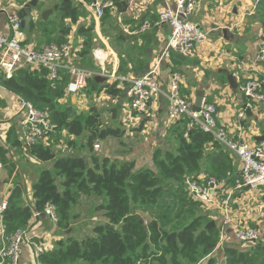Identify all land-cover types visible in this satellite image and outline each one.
<instances>
[{
  "label": "crops",
  "instance_id": "1",
  "mask_svg": "<svg viewBox=\"0 0 264 264\" xmlns=\"http://www.w3.org/2000/svg\"><path fill=\"white\" fill-rule=\"evenodd\" d=\"M29 1L0 0L1 35L10 34L7 16L17 15L22 18L20 10ZM63 1L40 0L38 12L54 6H59L60 9ZM70 1L73 5L80 3L75 22H72L69 17L61 18L59 10L54 12L46 22L56 24L55 32H59L62 28L69 29L67 46L75 53L72 64L79 67L84 61L92 64L91 52L88 49L91 45L92 33L104 50L99 49L96 52L102 54L105 58V67H109V71L116 76L131 78L143 76L155 65L164 51L169 40L170 29L166 25L158 24L157 14L166 6L172 7L173 0H121L122 8L119 13L122 16L115 17L110 26L112 40H107L103 36L102 26L89 9V2ZM259 1L199 0L191 21L208 33V39L195 45L192 57L176 52L171 53L170 58L164 60L159 69V83L162 91L169 89L170 74L174 71L178 72L181 76V96L193 106L197 100V92L203 91L205 94L203 101L212 103L217 108V125L225 129L231 140L249 144L264 143L261 141V138H264V103L256 108H249L246 99L239 92L241 84L249 78L255 76L264 78V61L257 60L264 43V11L257 8ZM112 5V10H118L113 3ZM44 23L37 16L32 19L28 28L23 29L25 46L40 49L48 44L47 33H50V30L43 27ZM144 24L148 27L142 30ZM91 28L92 31L89 32ZM44 30L48 31L44 33ZM49 36L51 38L54 35ZM85 52H87L85 57L80 55ZM95 61L97 62L93 65L96 67L92 70H98L101 65L99 57H96ZM224 71L235 77L238 85L236 90L230 87L223 74ZM89 84V82L86 83L84 93L79 96L66 95L65 100H71L72 103H79L77 100H82L83 105L86 100H112L114 108L111 110V116H116L115 120L111 118L112 121L117 122L118 129L130 127L126 136L129 137L128 140L130 139L129 146L117 153L112 150L116 155L114 158L110 157L108 151L103 157L112 158L111 160L118 164L133 162L137 169H143L153 168V157L156 153L164 157L166 153L175 152L176 134L182 130V120L172 123L167 119V102L163 97L154 98L147 113L139 116L129 113L128 99L123 90L116 97L109 96L105 91L88 94ZM97 84L103 86L112 83L107 80L106 83L97 82ZM16 99L17 96L0 87V135L3 128L11 129L15 122L18 125L19 119L15 118L11 111L12 106L16 105ZM13 129L19 138L18 127ZM123 130L120 135L125 138ZM129 132L134 139L129 136ZM118 141L119 146L120 143H124L122 140ZM13 150L0 139V162L2 163L3 158L8 157L9 152ZM222 150L228 155L232 165L227 178L215 179L205 173L207 160L219 152L212 147L207 148L203 159L205 166L194 177L201 184H213L210 185V188H213L212 202L205 206L206 213H204L209 219V224H213L211 228L220 232L222 224L225 223L224 237L222 240L218 238L217 246L207 260L212 259L213 264H227L228 256L234 254V256L246 255L253 263L264 264V190L238 189L235 180L241 163L236 156ZM28 157L34 159L29 154ZM43 164V166L48 165L42 170L52 172V163ZM37 168L40 169V166ZM37 168L34 170L36 177L29 185L16 180L13 174L1 171L0 200L7 201L13 187L18 183L23 188L21 204L31 205L32 186L42 171H38ZM1 226L0 221V246L3 241ZM238 229L257 231L261 235L260 240L256 243H241L235 237ZM23 231L30 239V244L22 245L19 264H38L35 255L36 247H47V251L58 249L56 243L61 240L56 241V239L61 231L47 216L41 215L39 218L31 219Z\"/></svg>",
  "mask_w": 264,
  "mask_h": 264
},
{
  "label": "trees",
  "instance_id": "2",
  "mask_svg": "<svg viewBox=\"0 0 264 264\" xmlns=\"http://www.w3.org/2000/svg\"><path fill=\"white\" fill-rule=\"evenodd\" d=\"M107 1L119 10L122 8L121 0ZM262 4L264 0L259 1V5ZM79 6L80 3L73 5L70 0H64L59 16L75 22ZM55 26L51 22L43 24L50 30L48 44L68 45L69 29L55 32ZM49 35L54 36L50 38ZM80 55L85 57L87 52ZM60 77L58 81H50L43 68L18 69L8 79L0 73V87L38 110H49L50 120L56 126L51 137L62 133L72 138L84 136L90 156L88 160L78 156L57 157L49 141L48 146H30L27 153L40 163H52V172L40 171L32 186L31 205L20 202L22 186L17 183L13 187L2 213L4 236L11 237L22 231L35 213L43 215L47 208L54 209L57 228L66 229L69 210L82 194L101 200L99 210L105 223L94 226L93 236L82 241L57 242L58 249L39 256L38 264H213V260L207 258L217 246L219 231L211 227L206 229L209 219L204 215L205 205L188 192L184 180L201 172L208 147L219 152L209 157L205 173L215 179L227 178L232 169L228 155L210 134L199 129H192L184 136L189 123L185 117L181 119L182 130L176 134L175 152L166 153L164 157L156 153L153 168L137 169L133 162L118 164L107 157L100 159L94 154V142L118 139L120 131L103 126L101 113L95 107L86 113L79 111L77 114L73 109L68 112L69 107L64 103L70 77L66 71L61 72ZM88 82V94L105 91L116 97L122 91L117 83L101 86L95 78ZM5 143L23 151L24 146L13 128L7 132ZM56 179L60 180V187L56 185ZM136 211L152 216V220L140 224ZM226 262L256 264L246 255L234 254H230Z\"/></svg>",
  "mask_w": 264,
  "mask_h": 264
},
{
  "label": "built area",
  "instance_id": "3",
  "mask_svg": "<svg viewBox=\"0 0 264 264\" xmlns=\"http://www.w3.org/2000/svg\"><path fill=\"white\" fill-rule=\"evenodd\" d=\"M199 0H173L172 7H164L157 14V21L160 25H166L170 29L169 40L155 65L143 76L131 78L127 76H116L106 70L105 58L98 53L101 65L98 70L85 69L72 64L75 53L69 46H58L48 44L40 49L30 48L23 44L24 32L21 21L17 15L7 16V25L10 34L4 36L0 34V73L8 79L12 74L22 68H43L48 73L50 81L61 79L60 73L66 71L70 77L66 86V93L69 96H79L85 89L87 80L96 77L105 78L106 81L117 83L122 88L128 99V111L130 114L144 116L149 105L157 96L163 97L167 102V119L176 123L187 117L189 123L187 132L192 129H199L201 132L210 134L216 144L226 152L236 156L241 163L239 174L235 180L238 189L247 188L252 191L264 190V143L249 144L245 142L233 141L228 137L224 128L217 125L218 112L214 104L203 101L198 113L192 110V104L185 100L180 93L181 76L174 71L170 74V84L167 91H162L159 83V69L164 60L170 58L171 53L176 52L187 57H192L194 47L208 39V33L200 29L191 21ZM113 5L107 0H90L89 9L96 20L103 17L104 10ZM148 27L144 24L142 30ZM258 61H264V43L259 51ZM240 94L246 99L249 108H256L264 103V78L255 76L244 81L239 87ZM13 116L18 118L19 140L24 146V150L30 146H48L50 137L55 133L56 126L50 120L48 109L38 110L30 103L17 97L16 105L12 106ZM78 114V111H77ZM8 128L1 131V141H6ZM5 136V137H4ZM4 137V138H2ZM3 165L0 162V172ZM184 185L188 192L203 205L211 204L212 189L211 183L205 187L197 179L187 177ZM6 201L0 200V221L2 213L6 209ZM43 215L51 221L56 222V215L53 208H47ZM41 214L35 213L33 218H39ZM0 246V264H19L22 245L30 244L25 232L18 231L13 236H4ZM225 223L222 224L219 232L220 240L224 237ZM236 239L241 243H256L261 235L251 229H238L235 232ZM47 247H36L37 258L48 252Z\"/></svg>",
  "mask_w": 264,
  "mask_h": 264
},
{
  "label": "rangeland",
  "instance_id": "4",
  "mask_svg": "<svg viewBox=\"0 0 264 264\" xmlns=\"http://www.w3.org/2000/svg\"><path fill=\"white\" fill-rule=\"evenodd\" d=\"M263 6L264 4H262L261 6L257 5V8L262 9ZM105 10H104V14L102 17L103 19L100 18L99 22H100V25L102 26L103 36H105V39L110 40L112 37L111 35L112 31H111L110 26L112 25L115 17L119 18L120 16H122V14L119 13L120 11L119 9L116 11L112 10L111 8H108ZM116 34H119V33H116ZM93 35H94L93 33L90 35L92 38V41H91V45L88 47V49L91 52L90 57L92 60V64L88 61H84L83 64H80L81 65L80 67L85 68V69H90V70L96 67L95 65H93V63L95 64V62H97L95 61L96 56L94 57V55L97 53L96 51L99 49L101 51H104L99 44V40L96 41L95 36ZM77 101L79 103L77 102L72 103L71 100H65L64 104L67 107H69L70 110L73 109L75 110V112L77 111L79 112L82 110L81 112H85V113L91 107H95L96 110H98V112L101 113V123L103 126L105 127L111 126L113 128H117L118 126L117 122L112 121V119L115 120L116 116L114 117L111 116L112 114L111 110L112 108H114V104L112 103V100H95V101L86 100V102L84 103L85 107H83L84 105L83 103H81L82 100H77ZM16 126L18 127L17 122H15V125H13V128H16ZM129 129H130L129 126L123 127V128L121 127V129H118L120 132L121 130H123L125 138L120 136L118 139L112 140L108 138L103 141H95L94 147H93L94 154H96V156L102 159L104 154H106V152L108 151L110 157L114 158V156H116L113 154L114 151L116 153L121 152L122 150H125L123 148H127V146H129L128 144H129L130 139L128 140L129 137L128 138L126 137ZM129 136L133 138V135L130 134V132H129ZM118 140H122L124 142V143H120L122 146L117 145L119 142ZM85 143H86V137L82 136L79 138H72L66 135L65 133H63V135L60 134L58 137L56 136L55 138L50 137V140H49V145L51 149L53 150V152H55L57 157L78 156V157H84L86 160H88L90 156L85 147ZM8 155H9L8 157L3 158V162H2L3 170L7 173H10L16 176L15 177L16 180L24 182V183L26 182L28 183V185L36 177L34 170L38 166H40V169L37 168V170L40 171L48 165L46 164V166H43L44 165L43 163H38V161L32 158L30 159L27 154V149L24 150V147H23V151L21 150L20 152L14 149L12 152H9ZM191 178L194 179V177L192 176ZM56 185L60 187L59 179H56ZM201 185L205 187L206 184L203 183ZM100 204H101V200L99 198H96L95 196L85 197V195H82V194L77 196L76 202L69 210L68 227L64 230H60L61 232L57 236L56 241L61 240L63 243L64 242L66 243L68 239L82 241L83 239L87 237H92L93 236L92 230L94 226L105 223V220L102 218V212L101 210H99ZM135 216H137L139 218V221H142V223L144 224H147L149 221L152 220V216L145 214L141 211L140 212L136 211ZM52 223L56 225V222L52 221ZM80 264H83V263H80Z\"/></svg>",
  "mask_w": 264,
  "mask_h": 264
},
{
  "label": "water",
  "instance_id": "5",
  "mask_svg": "<svg viewBox=\"0 0 264 264\" xmlns=\"http://www.w3.org/2000/svg\"><path fill=\"white\" fill-rule=\"evenodd\" d=\"M40 0H30L29 2H27L26 4H24L20 10L21 12V16L22 18H19L21 21V27L22 29H26L28 28V26L31 24L32 19L36 18L37 16L40 18V20L42 22H46L49 17L54 13L57 12L59 10V6H54L53 8H49L46 10H43L41 12H38V8H39V2ZM106 70H110V68H106ZM223 74L226 76V80L229 83L230 87L233 90H236L238 85L236 82V79L233 75H231L230 73H228L227 71H224ZM95 81L98 83H106V79L105 78H101V77H96ZM204 92H197L196 96H197V100L195 101V104L192 107V110L196 113H198L200 111V107L204 98ZM68 112H70V109H68ZM261 141L264 142V138H261ZM140 224H142V221H139ZM213 224H208L206 226V229H209L210 227H212Z\"/></svg>",
  "mask_w": 264,
  "mask_h": 264
},
{
  "label": "bare ground",
  "instance_id": "6",
  "mask_svg": "<svg viewBox=\"0 0 264 264\" xmlns=\"http://www.w3.org/2000/svg\"><path fill=\"white\" fill-rule=\"evenodd\" d=\"M98 55H101V53H98Z\"/></svg>",
  "mask_w": 264,
  "mask_h": 264
}]
</instances>
